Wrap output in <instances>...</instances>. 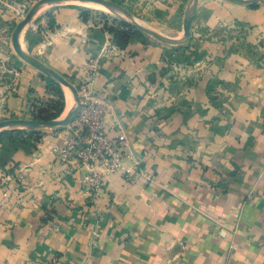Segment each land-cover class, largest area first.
<instances>
[{
  "label": "crops",
  "instance_id": "0c3cea01",
  "mask_svg": "<svg viewBox=\"0 0 264 264\" xmlns=\"http://www.w3.org/2000/svg\"><path fill=\"white\" fill-rule=\"evenodd\" d=\"M107 1L142 34L126 48L72 5H44L19 41L74 86L99 61L105 131L151 180L109 175L94 198L86 167L56 161L67 130H0V264H264V0H198L186 42L194 0ZM23 10L0 0V122L57 100L16 55Z\"/></svg>",
  "mask_w": 264,
  "mask_h": 264
},
{
  "label": "built area",
  "instance_id": "2783aa9c",
  "mask_svg": "<svg viewBox=\"0 0 264 264\" xmlns=\"http://www.w3.org/2000/svg\"><path fill=\"white\" fill-rule=\"evenodd\" d=\"M20 1L24 3L22 15H25L28 6L38 0ZM87 66V77L93 80L100 63L91 60ZM79 95L80 110L66 127L69 136L62 145L54 148L56 161L64 166L75 164L77 167H86L82 181L94 198L105 190L109 175H121L130 180L137 172L147 181L151 180L144 174L141 168L143 159L135 156L126 134L119 130L116 135L110 136L105 131L103 117L111 112V106L93 95L90 88L81 87Z\"/></svg>",
  "mask_w": 264,
  "mask_h": 264
},
{
  "label": "water",
  "instance_id": "95a60500",
  "mask_svg": "<svg viewBox=\"0 0 264 264\" xmlns=\"http://www.w3.org/2000/svg\"><path fill=\"white\" fill-rule=\"evenodd\" d=\"M64 1H69V0H41L39 2H37L32 9L29 11V13L27 14V16L24 18V20L19 23L14 31L13 34V45H14V49L16 51V53L18 54V56H20L21 59H23L26 63L37 67L38 69H40L43 73H45L46 75H49L51 77H53L54 79H56L57 81H59L62 85L70 88L76 97V108H74L71 113L63 120L61 121H41V120H11V121H5V122H0V130L9 128V127H13V126H22V127H40V126H44V127H48V128H55V127H67L73 120V118L77 115V113L80 110L81 107V99H80V95L79 92L77 90V88L70 83L66 78H64L63 76L59 75L58 73H56L55 71H53L52 69H49L48 67H46L41 61H39L37 58L29 55L20 45V41H19V36L22 32V30L24 29V27L26 25H28L32 19L39 13L40 9L47 4H52V3H62ZM75 1H82V2H89V3H94V4H99L101 6H103L104 8L111 10V4L107 1V0H75ZM235 4H253L256 3L259 0H229ZM198 0H194V6L192 8V10L190 11L187 20L185 22V26H184V30H185V35L183 37V39L180 42H186L187 40H189L190 35H191V24L192 21L195 17V7L197 5ZM122 20V19H121ZM125 21V20H124ZM127 22V21H126ZM130 24V23H129ZM132 25V24H131ZM134 26V25H132ZM135 27V26H134ZM137 28V27H135ZM155 38H157L158 40H160L161 42L164 43H170L169 40L157 37L156 35H154L153 33H151Z\"/></svg>",
  "mask_w": 264,
  "mask_h": 264
},
{
  "label": "rangeland",
  "instance_id": "374dc122",
  "mask_svg": "<svg viewBox=\"0 0 264 264\" xmlns=\"http://www.w3.org/2000/svg\"><path fill=\"white\" fill-rule=\"evenodd\" d=\"M39 1H41V0H38L37 2H39ZM37 2H34V3H32V4H30L28 6V9L26 10V14L23 15L24 18L27 16L29 11L32 9V7ZM62 3H64V4L52 3L50 5H53V7H55V6L57 7V5H72L73 7H77V9H79L82 13H84V14L85 13H89L90 16L93 15L94 17L98 18L99 20H103L104 27H105L106 23H108L109 25H112L114 19L118 20V18H116V17L111 15L110 10L104 8L103 6H101L99 4H94V3H89V2H82V1H75V0L64 1ZM16 55H17V57L19 59H21L20 56H18L17 53H16ZM21 61L26 63L23 59H21ZM52 81H53V85H57V87H55L56 88V92H57V100H55V101L59 102L61 104L63 103V105H64L63 111H64V108H65V104H64L63 101L65 100L66 95H69L68 96L69 106H72L73 109L76 108L77 104H76V97H75L74 92L70 88L62 85L59 81H57L54 78H53ZM70 83H72V82L70 81ZM91 83H92V80L87 77V79L82 83L81 86L78 85V86H75V87L77 88V90L79 92L81 87L90 88ZM44 104L43 105L39 104V105L35 106L34 108L28 109L27 113H28L29 117L28 116H24V117H21V118H18V119H20V120H41L40 118H47L48 120H41V121H61V120H63V116L61 115L62 113L58 117H54L53 116V115L56 114V109L53 108V107L52 108L50 107L51 104H52L51 102L50 103L49 102H45ZM11 120H15V119H10V120H6V121H11ZM1 122H5V121H1ZM59 128H61L62 130H67L66 127H62V126H59ZM6 129H9L11 131H16L17 133H33L35 131H43V130L44 131H48V130L53 129V128H48V127H44V126H40V127L13 126V127H9V128H6Z\"/></svg>",
  "mask_w": 264,
  "mask_h": 264
},
{
  "label": "trees",
  "instance_id": "16d2710c",
  "mask_svg": "<svg viewBox=\"0 0 264 264\" xmlns=\"http://www.w3.org/2000/svg\"><path fill=\"white\" fill-rule=\"evenodd\" d=\"M88 14L89 13H85L84 17L87 18ZM105 27L110 33L114 34L116 44L122 48H126L128 43L133 37L142 35L141 32L138 31L134 26L120 19L118 20L114 19L112 25H109L108 23H106ZM50 85L54 88L56 92V88H55V85H53L52 80H50ZM50 107L51 108L53 107L56 109V114L53 116L58 117L62 113L64 105L63 103L61 104L59 102L53 101ZM40 119L48 120L47 118H40Z\"/></svg>",
  "mask_w": 264,
  "mask_h": 264
}]
</instances>
